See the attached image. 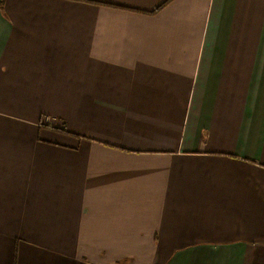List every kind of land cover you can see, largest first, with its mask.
Listing matches in <instances>:
<instances>
[{"label": "crops", "instance_id": "1", "mask_svg": "<svg viewBox=\"0 0 264 264\" xmlns=\"http://www.w3.org/2000/svg\"><path fill=\"white\" fill-rule=\"evenodd\" d=\"M0 264H264V0H0Z\"/></svg>", "mask_w": 264, "mask_h": 264}, {"label": "trees", "instance_id": "2", "mask_svg": "<svg viewBox=\"0 0 264 264\" xmlns=\"http://www.w3.org/2000/svg\"><path fill=\"white\" fill-rule=\"evenodd\" d=\"M106 5H109V4H106ZM110 6H113V7H120V6H115V5H110ZM122 8V7H121ZM123 9H128V8H125V7H123ZM130 10H133V9H130ZM141 12H144V11H141ZM144 13H152V12H144ZM58 131H61V132H63V133H68V132H66V130H64V129H57ZM69 134V133H68Z\"/></svg>", "mask_w": 264, "mask_h": 264}]
</instances>
